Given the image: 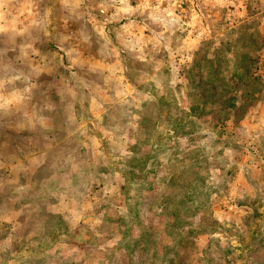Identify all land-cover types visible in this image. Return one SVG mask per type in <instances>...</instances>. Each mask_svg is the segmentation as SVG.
<instances>
[{
  "label": "rangeland",
  "instance_id": "1",
  "mask_svg": "<svg viewBox=\"0 0 264 264\" xmlns=\"http://www.w3.org/2000/svg\"><path fill=\"white\" fill-rule=\"evenodd\" d=\"M50 1L37 0L40 22L37 28L42 30L48 22L40 25L45 15L39 7ZM65 11L71 16L75 12L76 17L68 16L64 25L68 34L59 37L57 44L68 42L83 53L81 56L72 52L67 62L71 66L76 63L74 57L83 59L71 72L75 75L77 71L89 81L79 82L74 89L87 103V113L91 115L89 144L96 150V156L87 147L88 150L69 165L73 176L63 177L55 186H46V191L54 193L53 188L58 192L62 185L67 195L86 197L84 210L92 208L102 199V195L90 190L92 182L89 180L96 171L106 180V187H110L107 192L118 191L124 202L127 193H132L131 185L134 192L140 183L146 160L143 155L153 148L149 162L154 166L162 167L170 160L179 163L170 183L189 179V168L197 173L198 180L191 181L185 192L190 197L193 194L201 208L206 200L212 216L216 217L215 225L223 230L220 233L206 220L199 227L190 228L192 233L180 229L172 237L166 223L159 239L150 236L154 240L148 243V235L145 237L136 226L139 216L137 205L132 201L133 211L127 213L131 219L129 232L126 237L117 236L116 229L107 226L106 233V227L98 228L91 223L99 220L101 225L110 221L107 206L111 203L101 201L97 210L102 208L95 219L81 220L79 213L61 221L55 214H47L52 223L49 237L54 239L56 232L58 235L63 231L59 224L64 222L62 225H67L68 231L71 229L65 243L90 245L99 237L102 239L100 249L107 246L116 257L127 250L131 252L135 244H129L141 239L144 247H148L150 264L168 261L174 264H264V258L260 263L256 260L255 246L246 243L264 240V180L259 181L264 173V0H69ZM74 31L80 34L76 40ZM126 76H130L129 81ZM147 100L153 104L151 112L156 114L148 122L152 133L137 136L136 124L141 122L137 120V110ZM108 101L114 106L109 112L105 110L107 117L104 118L105 114L99 113L108 106ZM186 155H192L193 162L179 176L183 163L191 161H183ZM79 163L82 167L78 168ZM197 165L196 171L193 166ZM124 190L129 192L123 194ZM92 199L97 200L96 203H92ZM185 199L187 197L182 201ZM188 208V205L183 207L176 216L194 217ZM7 209L12 211L10 215L14 219L9 220L10 223L21 224L30 212L35 215L34 209L18 213L13 204ZM172 216L165 215L169 219ZM75 229L78 231L72 235ZM77 233L83 236L77 238ZM186 237L195 238L192 242L195 244L192 245L191 240L169 244ZM85 239L89 241L86 244ZM205 239H210V243L204 242ZM218 239L221 242H217ZM15 241L10 234L7 242L15 253L12 261L17 263L71 264L73 261L58 258L64 242L58 245L57 254L49 258L46 254H30L28 250L20 254L25 246L34 249L39 244L28 245L19 238ZM263 244H260L262 248ZM175 248L185 249L184 254L191 253L178 258L179 253L172 252ZM7 256L0 246V264H12L7 263ZM96 262L110 264L104 260Z\"/></svg>",
  "mask_w": 264,
  "mask_h": 264
},
{
  "label": "crops",
  "instance_id": "2",
  "mask_svg": "<svg viewBox=\"0 0 264 264\" xmlns=\"http://www.w3.org/2000/svg\"><path fill=\"white\" fill-rule=\"evenodd\" d=\"M68 3L69 0L67 3L65 0H51L42 8L39 7L41 14L45 15V18L40 19V25H42V22H48V25L42 30L37 28L38 23H40L36 13L37 0H0V246L8 254L7 263L11 262L12 264H23V262L12 261L15 253L9 245L10 243L7 242L10 234L13 242H16L15 239L19 238L28 245L39 244V247L37 246L34 249L25 246V249H20V254L22 251L28 250L30 254H46L50 258L53 257V254H57L58 245L64 242L65 246L61 247L60 252L58 251V258L60 260L71 258L73 260L71 264L76 260L75 264H95L98 260H104L110 264H117V261H123L124 264H133L134 256L135 258L139 256L136 260L141 264L143 258L149 257L148 247H144L143 240L139 239L129 244L140 245L141 253L139 255L127 250L121 256L116 257L115 253L110 252L112 251L111 248L105 246L100 249L102 239L99 237L98 239L92 238L93 241L90 245L82 246L78 243H75V245L65 243L71 229L68 231L67 225H62L64 222L59 224L63 231L58 235L56 232L54 239L50 238L48 233L52 232V223L48 216L55 214L62 221L81 213V220L91 219V217L95 219L102 208L99 211L97 210L100 202L109 201L111 205L107 208L110 221L103 222L101 225L99 220L97 222L89 221L97 225L98 228L100 226L106 227L104 230L106 233L111 227L117 230V236L126 237L129 232V221L131 220L127 213H130V210L133 211L132 201H135L137 205L135 209L139 216V219L137 217L136 226L142 229L145 237L148 235L146 240L148 243L156 237L159 239L166 223L169 225L168 228H171L169 236L174 237L180 229L189 230L192 233L190 228L199 227L206 220L209 225L211 224L214 227L217 224L216 217L212 216V211L208 209L206 200L201 208V204L195 198L193 199V194L191 198L185 192L187 187L179 194L176 192L174 198L173 189H171L167 196H172V199L168 202L165 198L166 195L162 193L164 182L163 187L159 184L149 186V181L153 180L155 173L152 168L159 167V164L154 166L153 163L149 162L150 154L154 151L153 148L143 155L146 159L145 167L142 168L140 183L134 188V192V185H131V194L127 193L129 190H124L123 194L127 193L124 202L120 199L119 196L121 195L118 191L107 192V190L110 191V187H106V180L102 179L96 171L89 181L92 182L90 184L91 192L102 195V199L97 206L94 205L92 208L84 210L83 203H87L86 197L80 198L67 195L66 190H62L64 188L62 185L58 188V192H55L53 188L51 189L54 193L49 194L46 191V186H55L63 181V177L67 179V177L73 176V172L69 170V165L76 161L80 153L88 150L87 147H90L92 155L96 156V150L89 144V136L92 134L89 124L91 115L87 113V103L82 101V96L74 89V86L79 82L87 83L89 81L84 76H79L77 71L74 73L75 75L71 72L73 68L79 66V62L83 59L74 57L76 63L71 66L67 62V57H70L72 52H76L81 56L83 53H80L75 46L71 47L68 42L57 44L59 43V37H64V34L67 33L68 29L64 28V25H66L65 21L68 16L72 19L76 17L75 12L71 16L65 11ZM52 5H54L53 8ZM55 23L62 26H54ZM68 24L67 27L70 29ZM67 34L65 36L68 38ZM42 36H44L43 41ZM77 37H80V34L75 32L74 40L78 39ZM126 64L127 62L123 64L124 68ZM129 77L126 76V80L129 81ZM107 104V107L102 108L103 111L99 113L100 115L105 114V110L109 112L114 106L111 105V101L106 102ZM152 106L153 104H150L148 100L146 103L143 101L139 105L138 113L136 112L139 122L143 121L142 116L145 110L148 113L152 110ZM105 117H107L106 114ZM141 122L140 125L139 123L136 124L135 134L138 136L139 133H152L148 122H142V124ZM130 137L133 139L132 135ZM102 145L103 143L99 146ZM190 156H185L182 159L191 160L192 155ZM169 163L170 161L168 165ZM183 164L185 165V167H182L184 171V168L187 167L185 163ZM66 165H68L67 168L64 167ZM79 167H82L81 163L78 164ZM173 168L174 166L171 170ZM193 168L197 171L196 166H193ZM189 170L192 169L189 168ZM129 172L133 175V170ZM174 175V171H171L167 176L165 175L167 186H174L175 183L169 182L174 180ZM190 175L189 178L194 177L193 180H198L197 173H194L193 170ZM262 175L264 173L260 175L259 181L264 180ZM193 180L186 181L189 184ZM104 187H106V190ZM106 197H109V200ZM133 197H135L134 200H132ZM183 197H187V199L182 201ZM96 201L94 202V199H92V203H96ZM10 204H13L14 210L18 213L34 209L35 215L30 212L25 215L21 224L10 223L9 220L14 221L10 215L12 211L7 209ZM187 205L189 206L187 210H191L195 216L187 217L188 219L176 216L175 213L183 207L187 208ZM166 213L173 215L170 217L171 219L165 217ZM149 214L154 216V220L150 221V224ZM81 220L78 224H81ZM131 223L133 224V222ZM151 226H153V232H155L153 234L148 233ZM11 227H13V230ZM215 228L220 233L223 230L217 225H215ZM77 231V229L73 230L72 235ZM85 233L88 232L85 231ZM79 234H76L77 238L83 236ZM150 236L154 239L152 240ZM192 238L186 237L177 241L174 239L169 244H183L186 241L190 242V240L192 244L196 240ZM85 240L84 244L89 242L87 239ZM95 240L97 243H95ZM209 241L210 239H205L204 242L208 244ZM217 242H221L220 239ZM261 242H264V240L257 243L246 241L247 244L252 243L255 246L254 254L257 255L256 260L258 263L261 262L260 259L264 258V248L260 246ZM157 243L159 244V240ZM13 247L15 249L14 245ZM143 248H145L144 251ZM74 250H78L79 253H73ZM183 251L186 250L181 248L172 250L174 253H179L178 258H185L186 255L189 256L191 253V251H187L188 253L184 254ZM167 263L174 264L172 261Z\"/></svg>",
  "mask_w": 264,
  "mask_h": 264
},
{
  "label": "trees",
  "instance_id": "3",
  "mask_svg": "<svg viewBox=\"0 0 264 264\" xmlns=\"http://www.w3.org/2000/svg\"><path fill=\"white\" fill-rule=\"evenodd\" d=\"M136 64H138V65H141V66H144V64L143 63H139V62H135ZM151 104V103H150ZM153 107V106H152ZM143 117V122L144 123H147V122H149V120L150 119H152L153 117H156V114L154 113V112H151V111H149L148 113H146V110H145V113H144V115L142 116ZM186 156H189V155H186ZM182 160V159H181ZM183 161H184V159H183ZM192 162H193V160L192 161H190L189 163H187L186 164V166H189L190 164H192ZM161 165V164H160ZM179 165V163H178V161L177 160H170V163H169V165H168V163H166V165H162V167H156L155 169H154V167L152 168V170L154 171L155 170V173H154V176H153V180H150L149 181V186L150 185H152V186H156V184H159V185H162V187H163V182H164V187H163V194L164 195H166L165 196V198H166V201H168V200H171L172 199V196H167L168 195V193L170 192V190L171 189H173V198H174V196H175V194H176V192L179 194L180 192H183L184 191V189L188 186V182H189V180H193V178L192 177H190L189 179H187V181L184 179V180H182L181 182H179L178 184H174V186L172 185V186H167L166 185V179L167 178H165L167 175H169L170 173H171V171H173L177 166ZM159 166V165H158ZM174 166V168H173V170H171L172 169V167ZM176 166V167H175ZM184 167H185V165H184ZM197 168L199 167V165H197L196 166ZM185 169V168H184ZM192 171V170H191ZM182 173H183V170H182V172H179V175L181 176L182 175ZM166 175V176H165ZM194 175V174H193ZM191 176V175H190ZM200 180V182H203V180H201V179H199ZM154 198H156V197H154ZM169 202V201H168ZM150 215V214H149ZM186 218V217H185ZM148 220H149V224H150V221H153L154 220V216L153 215H150L149 217H148ZM154 231V229H153V226H151L150 227V229L148 230V233L149 234H153V233H155V232H153ZM132 251V253L134 252V253H136L137 255H139L140 253H141V250H140V245L138 244V245H134V247L131 249ZM139 257V256H138ZM137 257V258H138ZM137 258H135V256H134V259H133V264H140L139 263V261H137L136 259ZM146 258L147 257H145V258H143L142 259V263L141 264H150L149 262H148V258H147V260H146ZM131 262V261H130ZM117 264H124V262L123 261H117ZM129 264V263H128ZM167 264H169V263H167Z\"/></svg>",
  "mask_w": 264,
  "mask_h": 264
}]
</instances>
